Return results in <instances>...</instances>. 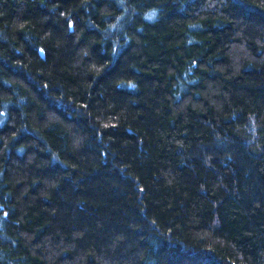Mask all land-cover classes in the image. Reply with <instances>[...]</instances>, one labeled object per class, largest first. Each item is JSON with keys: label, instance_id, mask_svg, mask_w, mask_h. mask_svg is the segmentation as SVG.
Masks as SVG:
<instances>
[{"label": "trees", "instance_id": "trees-1", "mask_svg": "<svg viewBox=\"0 0 264 264\" xmlns=\"http://www.w3.org/2000/svg\"><path fill=\"white\" fill-rule=\"evenodd\" d=\"M0 264H264V0H0Z\"/></svg>", "mask_w": 264, "mask_h": 264}]
</instances>
